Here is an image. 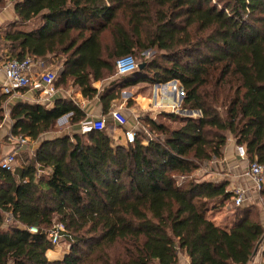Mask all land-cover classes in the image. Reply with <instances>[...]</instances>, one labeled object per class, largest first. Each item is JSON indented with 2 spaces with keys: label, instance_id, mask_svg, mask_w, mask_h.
<instances>
[{
  "label": "trees",
  "instance_id": "16d2710c",
  "mask_svg": "<svg viewBox=\"0 0 264 264\" xmlns=\"http://www.w3.org/2000/svg\"><path fill=\"white\" fill-rule=\"evenodd\" d=\"M10 3L15 17L0 26V66L61 58L56 86L72 83L93 98V83L115 75L117 59L144 61L154 50L140 76L102 93L104 114L124 87L177 80L182 108L201 115L182 116L174 129L146 119L156 138L143 145L137 131L134 143L115 145L106 128L81 132L87 114L73 100L8 104L0 92V131L7 106L12 135L39 141L25 163L0 166V264H179L180 255L189 264H248L264 236L260 208L246 200L231 226L218 225L207 212L234 198L229 182L180 185L177 177L221 158L229 136L245 145L248 161L264 165V0H0V11ZM107 32L111 44L103 43ZM65 115L79 124L72 134L41 137ZM259 195L264 211V186ZM56 223L72 244L50 260ZM115 246L123 252L111 254Z\"/></svg>",
  "mask_w": 264,
  "mask_h": 264
},
{
  "label": "crops",
  "instance_id": "0c3cea01",
  "mask_svg": "<svg viewBox=\"0 0 264 264\" xmlns=\"http://www.w3.org/2000/svg\"><path fill=\"white\" fill-rule=\"evenodd\" d=\"M14 17H15L14 5L12 3H10V5L8 7L4 8L0 11V23H2L3 21H6L7 19L11 20ZM61 68H62V66L60 68H58L59 75L61 72ZM39 70L40 69L38 68V66H36L33 68L32 73L35 76H37L40 73ZM59 75H58V77H59ZM127 77H129V76H126V74L119 76L116 73L115 75L108 77L104 80L94 82L93 86L96 89H98V94L93 98H86L83 95L80 87L74 86L72 83H69L68 87H62V86L57 87L55 84V92L49 96H46L41 91H37L33 88H24L15 97L9 95L7 102H8V104H12L15 101H23L25 103H32V104L39 103V104L46 105L49 108H52V107H54L55 101L58 98L73 100L75 103H77L86 112V114H87L86 120L91 119V118H104L107 121L106 130L112 136L113 142L115 145L125 144L124 129L126 127L121 128L118 125H116L115 121L112 119V117L109 113H110L111 109L114 107H122L123 110L125 109L124 112L127 115H129V113L127 112V109L125 108L126 103H124L123 100H121V98L123 99V98H127L129 96V94H127L126 89L129 88L130 86H135L139 83H146V84H148V86L153 85V84H150L147 82H139L135 85H130V86L124 87L121 90V97L119 99L114 100L110 104V108H109L108 113L104 114V104L101 101L102 93L105 90L106 91H114V90L121 88L122 84L124 83V81H126ZM5 83H6V79H5L4 73L0 71V92L1 93H4L2 89H3V86L5 85ZM172 83H170V84H172ZM173 84H175V83H173ZM155 86L160 87L158 85V83L155 84ZM155 92L156 93L154 95L155 99H153V104L148 103V104H146V106H143V105H142V107L138 106L135 108V111L132 112V114H133V115H131L132 117L128 116L129 117V123H128L127 127L139 125L140 127H143L147 130L148 124H146V122L144 120L146 114L148 115V119L156 120V117L161 112V110H158V108L161 107V105L157 104V99L160 96H158L157 90ZM168 93L170 94V97L173 100H175V102H176L177 93L167 92V94ZM176 104H177V102H176ZM5 107H6V109H5L6 110L5 111V120H4V125L2 126V131H1L0 135L1 136H6V135L7 136L8 135L13 136L11 133L12 132L11 131L12 130V120L10 118V109L7 106H5ZM137 113L141 114V117H142L141 120H139V121L134 118L135 114H137ZM167 113H172V112H167ZM200 115H201V113H200ZM65 116L69 117V115H65ZM76 126L79 127V124ZM80 126H81V124H80ZM44 136L47 138H51V137L47 136V133L42 135L41 137L44 138ZM28 138L30 140L25 145V151L29 148L28 145H32L31 142H33L32 138H30V137H28ZM234 144H236L234 142V140L232 138L229 139L228 143L226 144V146L223 150V155L221 157L222 160H220L221 163H224L223 164L224 167H228L227 168L228 171L226 172L227 175L232 174V176L229 177L230 178L229 179V181H230L229 182V189L234 191L237 187H240V186L246 187V188H248L247 194H249L250 190L254 194V195H252L250 192V195H248L247 200H249V198H250V199H252L251 201H253L256 205L257 204L261 205L262 199L261 198H260V200L258 199V197H260V195L257 194L252 189L251 182L248 179V177L245 175V168H246L248 160L240 158L237 151H236L237 156L235 157L234 152H235L236 146L234 147ZM1 146H2V151H3L2 155H4L7 152L8 153L11 152L14 149L15 144L13 141L10 140V143H5L4 145H1ZM215 170L216 169L212 170L211 172H208V171L204 172V174L202 175L204 177V180H212L209 178L215 177L217 174L220 173L219 171L217 173V170L216 171ZM215 179H213V181L216 182L217 180H215ZM253 196H255L254 200H253ZM223 208H221V209H223ZM221 209H219V210H221ZM219 210H217V211H219ZM217 211H214V210L209 211V214L211 215L210 219L213 220L212 216L215 215L214 213L217 214L220 212V211L219 212H217ZM260 220H261V223L264 225V211L263 210L261 212V219ZM12 221H14V220H12ZM14 223L18 224L17 221H14ZM218 225H220V224H218ZM227 226H231V223ZM227 226H225V227H227ZM256 248H257V252L255 253V251H254V256L248 264H264V236L258 242ZM256 248H255V250H256ZM54 254H55L54 251L50 250V251H48L47 256L50 260H61L66 256L67 253L63 256H60L58 253H56V255H58V256H54ZM182 257L184 259V263L189 264L188 258L184 255H182Z\"/></svg>",
  "mask_w": 264,
  "mask_h": 264
},
{
  "label": "built area",
  "instance_id": "2783aa9c",
  "mask_svg": "<svg viewBox=\"0 0 264 264\" xmlns=\"http://www.w3.org/2000/svg\"><path fill=\"white\" fill-rule=\"evenodd\" d=\"M36 66L40 69V73L37 76L32 73L33 68ZM137 67L138 64H136L133 55L121 57L116 61V70L119 76L125 75ZM0 71L4 73L6 79V83L2 90L5 94H9L13 97L17 96L24 88H33L49 96L55 92V83L59 75L58 70L47 64L43 59H34L29 56L23 60L13 59L5 62L0 66ZM176 108H179V106L175 104L171 108L172 112H175L174 109ZM109 114L116 125L121 128L126 127L124 129L126 144L134 143L137 140V131H141L145 134L141 141L143 145H147L154 138L152 132L139 125L127 127L129 117L122 107L112 108ZM134 118L139 121L142 117L141 114L137 113ZM106 127L107 121L104 118L87 119L81 123V132L85 133L91 130H102ZM10 140L14 142L15 147L0 160V166L7 170H13L17 156L25 152V145L30 139L27 136H10ZM237 153L240 158L247 160L245 145H238ZM245 175L250 180L252 189L259 194L264 186V165L258 161L250 162L245 171ZM234 191V204L235 206H240L248 199V190L246 187L240 186ZM30 231L31 233H37L38 229L36 227H31ZM65 233L66 230L62 224H54L48 234L53 248L61 243Z\"/></svg>",
  "mask_w": 264,
  "mask_h": 264
},
{
  "label": "rangeland",
  "instance_id": "374dc122",
  "mask_svg": "<svg viewBox=\"0 0 264 264\" xmlns=\"http://www.w3.org/2000/svg\"><path fill=\"white\" fill-rule=\"evenodd\" d=\"M8 21H9L8 19L6 21H3L2 23H0V26L1 27H5V25L7 24L6 22H8ZM102 40H103L104 44H111V36H110V34L108 32L105 33L103 35V39ZM155 54H156V51L148 50L146 52H143L142 56L145 58L144 61H148V59L153 57ZM133 57L135 59L136 64H139V62H140V64H143V65L145 64L143 59L137 58L134 55H133ZM53 63H54V64H52L53 67L56 70H58V68H60L62 66L63 62H62V59L60 58L58 60L56 59L55 61H53ZM138 68L139 67L129 71L126 74V76H130V77H128L130 80L136 79L142 73L141 69H138ZM174 89H175V93H177V99H176L177 104H176L175 100H173L170 97V94L169 93L167 94V92H172L173 93ZM181 89H182V87H181L179 82H176L174 84V88H169L167 86L166 87H163V86L158 87V86H155V84H153L151 86H148V84H146V83H139V84H137L135 86H130L129 88H127L126 91H127V94H129V96L127 98H123V99L121 98V100H123V102L126 103V107L125 108L127 109V112L129 113L128 116H131V115H133L132 112L135 111L136 107H138V106L142 107V105L146 106V104H148V103L153 104V99H155L154 95L156 93L155 91L157 90L158 96H160L157 99V104L161 105V107H159L158 110H161V112L156 117V120L158 119L159 121L166 122V124L171 129H174V128H178L179 126H181V118H183L182 116H192V117L200 116V112H198V111L193 110V112H189L190 109L186 110V109L182 108V106H181L182 101H180ZM175 104L178 105L179 108L174 109L175 112H172L171 108ZM167 112H172V113L178 114V116H179L178 119L169 120V119L164 118L161 115L162 113H167ZM91 119H96V118H91ZM146 119L148 120V115L147 114L145 115V118H144V120H145V122L147 124ZM75 128H77V126L72 125L69 122V117L65 116V117H63L62 119H60L57 122L55 128L52 131L47 133V136L54 137V136H63V135H67V134H72L76 130ZM1 131H2V129H1ZM1 131H0V133H1ZM153 136H154V138H156L158 136V132H154ZM231 138L236 143V141H235V139L233 137L229 136L228 139H231ZM0 143H1V145H4L5 143H10V142L9 141H5L4 136L0 135ZM31 143H32V145H28L29 148L22 155L20 154L17 157V160H16V162L14 164V168L19 166V165H21V164H23V163H25L27 161L26 159H29V158L34 156L35 150L39 146V141L37 142V141L33 140V142H31ZM237 146H238L237 143L234 144V147L236 148L235 152H234L235 157L237 156V154H236ZM7 153H5L4 155H2L3 154L2 153L1 157H0V160ZM220 160H222V158H213L210 161L204 162L203 164L200 165L199 170H197L195 173H193L188 178L183 179L180 176L177 177L178 183L180 185H183L184 183H187L189 181H198V182L199 181H204V177L202 176L204 174V172H206V171L211 172L214 169L217 170V173H218V171L220 173L217 174L215 177H210L209 179L213 180V179L216 178L215 180H217V181L227 180L228 182H230L229 181V179H230L229 177L232 176V174H228L227 175L226 172L228 171L227 170L228 167H224V165H223L224 163H221ZM249 163H250V161H247V165H246L245 171L247 170ZM250 192H251L252 195H254L251 190H250ZM250 192H249L248 195H250ZM234 193H235V191H234ZM234 196H235V194H234ZM254 198H255V196H253V200H254ZM260 198L261 197H258L259 200H260ZM251 200L252 199L249 198V200H247L245 202V204H251V202H253ZM255 206H256V208H260L259 209L260 210V218L259 219H261L262 206L260 204H257ZM239 210L240 209H238L237 206H235L234 198H233L230 202H228L225 205V207L223 209L219 210L220 212L217 211L219 213H217V214L214 213L215 215L212 216V218H213L214 221L216 220L215 221L216 224H220L221 226L225 227V226L229 225L232 222V220L234 218V214L236 212H238ZM207 216L209 218H211V215L209 214V212H207ZM9 223L12 224L11 221H9ZM71 244H72L71 241L68 240L67 238L62 239L61 243L57 247L52 248V250L55 253L54 256H58V255H56V253H58L60 256H63L66 253L68 254L70 249H71ZM122 252H123V247H121V246H115L114 248H112L110 250L111 254L119 255ZM179 264H185L182 255H180V257H179Z\"/></svg>",
  "mask_w": 264,
  "mask_h": 264
},
{
  "label": "water",
  "instance_id": "95a60500",
  "mask_svg": "<svg viewBox=\"0 0 264 264\" xmlns=\"http://www.w3.org/2000/svg\"><path fill=\"white\" fill-rule=\"evenodd\" d=\"M143 66H144V65L142 64V65L139 66V68H142ZM171 82L176 83L177 80H172V81H170V82H168V83H171ZM168 83H164V84L158 83V85H159V86H166V85H168ZM183 98H184V93H183V90L181 89V92H180V101H182ZM195 111L200 112L199 110H195ZM189 112H193V110H190ZM1 154H2V146H1V143H0V157H1ZM256 252H257V248H256V250H255V253H256Z\"/></svg>",
  "mask_w": 264,
  "mask_h": 264
},
{
  "label": "bare ground",
  "instance_id": "6f19581e",
  "mask_svg": "<svg viewBox=\"0 0 264 264\" xmlns=\"http://www.w3.org/2000/svg\"><path fill=\"white\" fill-rule=\"evenodd\" d=\"M172 83V82H171Z\"/></svg>",
  "mask_w": 264,
  "mask_h": 264
}]
</instances>
